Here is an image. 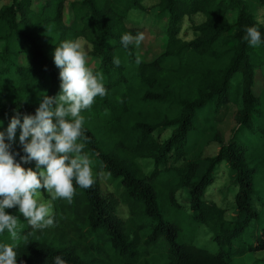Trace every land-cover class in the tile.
Segmentation results:
<instances>
[{
	"label": "trees",
	"instance_id": "1",
	"mask_svg": "<svg viewBox=\"0 0 264 264\" xmlns=\"http://www.w3.org/2000/svg\"><path fill=\"white\" fill-rule=\"evenodd\" d=\"M35 1L0 4V132L6 133L15 112L34 115L43 95L59 92L54 49L61 41L83 38L90 45L88 64L103 74L107 89L82 112L88 138L84 151L92 170L108 177L113 190L104 194L96 177L90 188L76 185L70 203L53 201L54 226L34 230L27 221L18 223L17 264H54L56 256L66 264H138L161 244L166 264H232L222 252L179 241V223L169 210L220 233L230 230L229 241L243 240L250 228L248 236L257 244L239 247L240 252L263 249L264 88L254 89L264 66V24L250 4L264 6V0H158L155 16L166 22L165 41L150 61L134 44L127 49L121 44L123 34L143 33L142 26L126 23L142 0ZM195 14L204 21L193 26L187 41L181 24ZM246 26L260 30L259 47L243 39ZM114 57L120 59L118 66ZM232 101L237 106L228 140L218 139L214 156L186 159L198 111L217 114ZM19 132L17 127L14 141L5 142L19 153L17 162L35 171L34 161L21 160ZM140 159L151 160L152 170L144 172ZM222 161L237 186L235 219L229 223L224 210L204 198ZM184 187L190 214L175 196ZM6 211L20 215L16 208ZM0 243H13L7 231Z\"/></svg>",
	"mask_w": 264,
	"mask_h": 264
},
{
	"label": "clouds",
	"instance_id": "2",
	"mask_svg": "<svg viewBox=\"0 0 264 264\" xmlns=\"http://www.w3.org/2000/svg\"><path fill=\"white\" fill-rule=\"evenodd\" d=\"M144 34L133 36L125 33L121 44L139 47ZM247 43L257 48L262 43L261 32L256 26H246ZM59 69V92L55 96L43 95L35 114L15 112L6 133L0 132V234H9L12 244L0 243V264H17L19 217L6 209L16 208L34 230L54 226L53 201L64 199L69 203L75 195V186L90 188L94 182L92 160L84 151L88 141L85 135V117L82 112L90 109L97 96L107 95L104 76L88 64V54L76 40L61 41L53 54ZM141 58L136 56L135 63ZM113 63L120 64L118 57ZM21 116L23 117L21 120ZM2 123V122H0ZM25 155L24 162L34 161L36 170L25 168L17 162L11 151L16 129ZM50 199H45L43 193ZM54 264H66L56 256Z\"/></svg>",
	"mask_w": 264,
	"mask_h": 264
},
{
	"label": "rangeland",
	"instance_id": "3",
	"mask_svg": "<svg viewBox=\"0 0 264 264\" xmlns=\"http://www.w3.org/2000/svg\"><path fill=\"white\" fill-rule=\"evenodd\" d=\"M9 0H2L0 4L6 3ZM40 0L35 1V5ZM69 1V0H67ZM158 0H142V6L132 8L127 15L128 24H136L142 26L144 40L136 51L142 55L143 60L150 61L161 53L162 43L165 41V20H158L155 16V4ZM251 11L256 15L257 19L264 24V6H255L250 4ZM204 21V16L195 14L191 20L184 18L181 24L180 35L187 41L193 38V26L198 25ZM84 47L85 51L90 49V45L84 41L79 42ZM135 45V44H134ZM258 71L255 85V92L258 93L264 88V66ZM237 103L232 101L226 108L217 111V114L211 109H201L195 116L194 127L189 135L187 150L188 155L186 159H197L214 156L219 148V140L226 142L230 136L231 130L235 125L234 113L236 111ZM220 114V116H219ZM170 130L164 132L167 137ZM140 164L144 172H149L153 168L151 160L140 159ZM94 178H98L101 183L103 193L113 190V185L108 182V177L104 174L96 175L93 171ZM235 174L230 170L225 161L217 165L214 172V180L207 187L204 198L221 207L224 210V219L227 223L235 219V202L234 196L237 186L234 182ZM177 201L181 204L186 213H191L188 200V188H181L175 194ZM122 216L127 217V210L124 206L120 207ZM169 217L174 218V222L179 223L177 238L179 241L192 243L198 247H204L212 252H222L227 255L232 264H264V248L250 249L243 253L240 252L239 247H248V245L257 244V240L253 236H248L251 231L247 228L244 231L245 238L228 240L226 235L230 230L223 233L211 229L209 224H195L190 217H181L173 210H169ZM19 225L25 224L24 217L20 214ZM264 222V218H263ZM261 232V231H260ZM217 233L219 236H216ZM161 247V248H160ZM162 244L156 246L153 253L147 256L138 264H166L167 259L161 254ZM155 253H159L158 255Z\"/></svg>",
	"mask_w": 264,
	"mask_h": 264
},
{
	"label": "crops",
	"instance_id": "4",
	"mask_svg": "<svg viewBox=\"0 0 264 264\" xmlns=\"http://www.w3.org/2000/svg\"><path fill=\"white\" fill-rule=\"evenodd\" d=\"M77 41H78V42L84 41L86 44H88V43H87L83 38H81V37L78 38ZM88 45H89V44H88ZM87 51H89V50H87ZM87 51H86V52H87Z\"/></svg>",
	"mask_w": 264,
	"mask_h": 264
}]
</instances>
